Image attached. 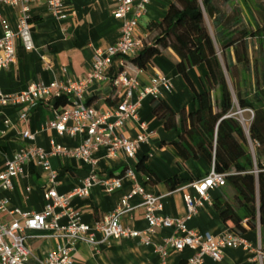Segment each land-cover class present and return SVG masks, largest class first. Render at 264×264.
Wrapping results in <instances>:
<instances>
[{
	"label": "crops",
	"instance_id": "0c3cea01",
	"mask_svg": "<svg viewBox=\"0 0 264 264\" xmlns=\"http://www.w3.org/2000/svg\"><path fill=\"white\" fill-rule=\"evenodd\" d=\"M64 3L68 14L65 19L54 17L44 1L31 5L29 14L36 48L26 50L21 40L16 42V62L9 68L0 70V87L3 91L19 92L32 83L48 84L56 79L69 83L84 77L92 67L94 49L106 48L119 40L123 20L115 17L116 0H64ZM167 8V0L151 1L147 14L140 19L137 31L145 42H150L156 33L149 30L148 24L162 19ZM18 11V6L0 3V12L9 17L13 24L16 23ZM133 57H115L108 71L113 74L125 68L131 75L137 77L141 85L149 84L153 76L162 73L171 79L173 88L168 90L162 87L160 98L166 100L177 112L190 111L194 108V92L177 69L180 57L173 48H163L145 68L133 63L130 60ZM188 73L198 90L211 87L205 64L190 68ZM122 92L123 89L115 88L110 80L96 81L88 87L84 100L100 111L111 110L122 100ZM213 93L217 95V89H213ZM67 98L66 104L59 105L55 104L57 98H50L42 100L35 107L29 104H9L0 107V171L16 151L27 146L29 141L22 137V132L26 129L34 133L35 144L46 150L51 148V139L72 148L80 145L88 137L86 132L76 135L60 134L55 128L48 126L49 121L62 112L64 107L75 105L74 96L67 95ZM157 101L158 97L151 95L142 100L139 109L140 120L146 123L150 137L148 142L140 144L137 157L128 158L124 152H119L114 157H106L105 149L101 148L95 153L100 159L97 173L100 177L119 176L128 166H132L136 170L139 182L146 190L163 196L162 213L181 217L187 213L185 192L198 195L195 186L191 184L196 178L191 179L192 174L182 166L183 159L173 144L178 138V130L167 128L164 120L154 113ZM23 112L27 114L25 119L21 118ZM250 123L251 121L249 125ZM69 124H72V121ZM122 130L129 137H136L141 132L135 120L128 121ZM49 160L52 167L58 171L57 189L61 194L72 193L82 185L83 179L92 171L90 163L77 157L51 155ZM142 160L158 179L150 180L138 167ZM201 165L205 171L210 169L205 162H201ZM175 175L186 180L172 190L167 180ZM13 183L12 189L0 190V196H7L11 207L34 212L45 208L48 202L45 197L48 174L37 160L27 162L24 173L15 177ZM132 186L133 183L128 178L124 179L121 188L113 192H107L103 185L96 184L87 196L74 194L71 197V204L80 211L84 223L94 226L97 221L104 219L116 209L122 197L131 191ZM222 189L223 187H213L209 190V199H204L198 213L186 221L188 228L215 236L230 230L214 206V200L220 196ZM141 201L138 195L131 199L133 205H138ZM57 211L59 212L60 208H57ZM0 218L9 222L13 217L6 212H0ZM59 221L65 224L68 219L62 216ZM121 222L125 226L142 231L144 236H149L151 244H144L140 237L104 239L103 232L96 230L97 243L76 244V264H161V254L156 251V245L165 243L167 237L175 235V229L158 227L149 232L143 206H137L122 215ZM49 233V230L43 229L28 230V234L32 235L28 240L33 253L29 259L30 264H45L49 252L57 246L59 240L56 238L33 236ZM243 235L255 246L264 249V224L254 229L248 228ZM194 253L191 248L181 251L169 248L167 264H186ZM203 264H264V262L261 263L255 253L243 248H226L220 261L206 256Z\"/></svg>",
	"mask_w": 264,
	"mask_h": 264
},
{
	"label": "built area",
	"instance_id": "2783aa9c",
	"mask_svg": "<svg viewBox=\"0 0 264 264\" xmlns=\"http://www.w3.org/2000/svg\"><path fill=\"white\" fill-rule=\"evenodd\" d=\"M44 1L49 12L57 19L68 17L64 0H0L4 5L18 6L19 11L16 23L0 12L2 33L0 34V70L9 68L16 62V42L21 40L26 50L36 48L33 38L30 18V8L34 3ZM152 0H116L117 7L115 17L123 20L119 40L106 48H95L93 51V63L87 75L65 83L62 80H53L50 83L37 82L30 84L19 92L8 93L0 87V107L13 104H29L37 106L42 100L57 98L60 95H72L76 98L74 106L64 107L62 112L49 121V127L55 128L60 134L69 133L76 135L86 132L88 137L76 147H66L50 140L51 148L46 150L35 144V135L30 130H24L22 137L29 142L27 146L16 151L14 156L8 159L4 169L0 171V190L13 188V179L22 175L25 165L31 160H37L38 164L48 174V187L45 197L48 200L42 211H26L19 207H11L7 196H0V212H6L13 218L11 221H2L0 218V264H30L29 259L33 253L28 245L32 235L28 230H49V234L33 235L36 237H53L59 240L57 246L52 249L45 264H76L75 250L78 242L88 244L97 243L95 231L100 230L104 239L110 237H140L141 241L149 245L151 239L144 236L140 230L123 225L121 216L132 211L137 206L145 208V217L148 221V231L156 228H174L176 234L165 239V243L156 245V251L161 254V264H167L169 248L181 251L191 248L195 251L186 264H203L206 256L215 261L223 258L226 248H243L255 253L261 263L264 262V249L255 246L242 233L228 230L218 236L210 233H202L196 229L188 228L186 221L194 217L204 199H209V190L213 187L226 185V174L216 171L212 166L209 173L192 181L198 195H192L186 191L184 198L187 204V213L181 217L164 215L163 196L146 190L138 180L136 170L128 166L119 176L100 177L97 166L100 159L95 153L101 148L105 149L106 157H114L119 152H124L128 158L137 157L141 143L148 142L150 133L147 125L140 120L139 109L142 100L151 95L160 97L161 88L171 90L173 83L170 78L162 73L151 78L149 84L141 85L137 77L131 75L125 68L111 74L108 70L115 57H131L137 55L145 46V39L138 34L140 19L147 14ZM66 71V69H63ZM110 80L115 88L123 89L122 100L111 109L100 111L84 98L90 84L96 81ZM252 109L239 110L237 113ZM27 114L21 113L25 119ZM137 121L141 132L136 137H129L123 132V127L128 121ZM72 121V124L69 122ZM51 155L73 156L92 165V171L83 179L82 185L72 193L61 194L58 171L51 165ZM125 178L132 181L133 186L129 193L125 194L114 211L104 219L97 221L94 226L81 220V213L71 204L74 194L89 195L91 188L96 184L104 186L107 192H113L121 188ZM140 196L142 201L133 205L131 199ZM60 208V211H57ZM66 216L68 221L60 223V218ZM60 240H64L61 242Z\"/></svg>",
	"mask_w": 264,
	"mask_h": 264
},
{
	"label": "trees",
	"instance_id": "16d2710c",
	"mask_svg": "<svg viewBox=\"0 0 264 264\" xmlns=\"http://www.w3.org/2000/svg\"><path fill=\"white\" fill-rule=\"evenodd\" d=\"M167 1L163 18L148 24L156 32L152 40L130 60L145 68L163 48L171 47L179 55L177 69L194 92V108L177 112L159 97L154 113L167 128L178 130L173 144L191 179L207 175L212 166L226 174L214 206L231 230L244 234L264 224V24L256 20L255 29L240 28L241 18L230 16L216 0ZM200 64L206 65L211 84L203 90L188 73ZM67 100V95H60L55 104ZM240 109L254 112L248 128L239 118ZM201 162L210 169L205 171ZM138 167L150 180L158 179L144 160ZM183 180L175 175L167 183L174 190ZM225 186L232 188L231 198Z\"/></svg>",
	"mask_w": 264,
	"mask_h": 264
},
{
	"label": "rangeland",
	"instance_id": "374dc122",
	"mask_svg": "<svg viewBox=\"0 0 264 264\" xmlns=\"http://www.w3.org/2000/svg\"><path fill=\"white\" fill-rule=\"evenodd\" d=\"M217 4L230 16H239L241 22L239 27H248L250 29H255L256 20L264 24V0H216ZM168 2V1H167ZM206 24L213 30L212 21L210 17L206 14ZM251 41V40H250ZM252 53V50H251ZM210 86V85H209ZM216 95V94H215ZM239 118L246 128L249 127V122L251 121V112L244 111L239 113ZM251 150H254V146L251 145ZM227 195L229 198L232 196V188L230 186H225Z\"/></svg>",
	"mask_w": 264,
	"mask_h": 264
}]
</instances>
